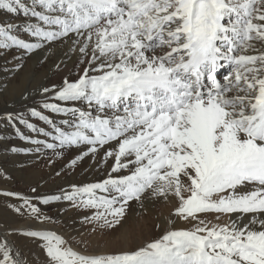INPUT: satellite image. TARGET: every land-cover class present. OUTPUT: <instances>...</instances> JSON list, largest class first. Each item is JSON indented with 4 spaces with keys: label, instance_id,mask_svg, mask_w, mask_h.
<instances>
[{
    "label": "snow or ice",
    "instance_id": "1",
    "mask_svg": "<svg viewBox=\"0 0 264 264\" xmlns=\"http://www.w3.org/2000/svg\"><path fill=\"white\" fill-rule=\"evenodd\" d=\"M0 10L35 18L24 31L36 38L0 24V50L73 42L85 66L54 91L64 104H43L78 114L63 122L71 130L30 111L60 146H87L77 160L105 149L111 161L102 180L51 199L97 209L91 219L111 226L130 201L171 196L174 215L191 225L96 255L52 231L27 232L48 264H264V0H0ZM0 264L24 261L0 241Z\"/></svg>",
    "mask_w": 264,
    "mask_h": 264
},
{
    "label": "rangeland",
    "instance_id": "2",
    "mask_svg": "<svg viewBox=\"0 0 264 264\" xmlns=\"http://www.w3.org/2000/svg\"><path fill=\"white\" fill-rule=\"evenodd\" d=\"M15 20L20 24H14ZM10 23L14 24L13 34L25 40H36L24 31L28 23H34V18L26 17L22 11L9 13L0 10V24ZM34 53L38 52L21 55V51L15 48L0 50V241L6 242L13 257L24 261V264H48L39 239L29 238L27 232L52 231L62 236L73 249L86 255L134 250L146 241L158 238L157 225L149 215L151 212L142 210L141 201H130L120 222L107 226L103 220L91 219L97 209L75 207L74 202L64 199H51L71 192L72 185L102 180L110 159L104 156L105 149H101L95 155L90 153L77 160L87 146H60L53 126L31 114L30 110L35 108L57 126L71 130L63 122L75 120L78 114L55 113L43 107L48 102L65 103L53 95L55 90L32 105H17L27 93L41 86L52 90L66 78L74 80L85 66L82 63L81 69L69 71L61 63L52 75L53 79L46 80L51 65L66 60L54 55V59L48 60L44 53L35 60ZM21 81L24 82L22 93L11 95L13 87ZM8 113L13 119L7 117ZM28 123L34 127L29 128ZM47 143L57 147L49 149ZM96 159L98 161L93 166ZM73 160L77 162L73 164ZM32 206L39 210L41 218L32 212ZM159 210L160 205L155 204L154 211ZM108 219L111 221V217ZM124 230L128 232L127 236L123 234Z\"/></svg>",
    "mask_w": 264,
    "mask_h": 264
},
{
    "label": "bare ground",
    "instance_id": "3",
    "mask_svg": "<svg viewBox=\"0 0 264 264\" xmlns=\"http://www.w3.org/2000/svg\"><path fill=\"white\" fill-rule=\"evenodd\" d=\"M25 2L28 3L29 5H31L32 0H27ZM13 22L16 25L20 24V22L18 24V20L17 21L15 20ZM34 22H35V18H34ZM10 24L14 25L13 23H10ZM31 41H34V40H31ZM73 47H74L73 42L71 40L65 39L63 42H56V43L46 44L40 49V51H38L39 49L34 50L35 52L36 51L38 52V53H34L35 56H36L35 60H37L39 57H41L43 55H45V57L48 60L49 59H54V58H52V55H54L56 57L57 56L62 57V59L66 60V61H63V62H59L58 64L51 65L50 72H49L48 76L46 77V80L49 79L51 81L53 79L52 75H54V73L56 72L57 68L60 66L61 63L64 64L65 67L64 66L63 67L69 69V71L73 70V68H76V69L78 67H79V69L82 68L81 67L82 63L78 60V51L70 50ZM227 70H228L227 66L219 69L218 70V74H217V78L222 81L223 77L228 72ZM223 73H225V74H223ZM63 83L64 82L60 83L54 89L49 90L48 93H44L42 91V89H44V88L41 86L39 89H36L34 91H31V92L27 93L24 97L22 96L23 98L21 97L22 99H20L18 101L17 105H22V106L24 105L25 107L29 106V105H32L36 101L38 102L39 99L46 97L47 95L51 94L54 90L59 89L60 87H62ZM23 85H24V82L21 81L18 85L14 86L11 95H15L17 93H20L21 90H22ZM35 88H33V89H35ZM97 161H98V159H96V162L94 164H92V165L94 166L97 163ZM110 164H111V161L108 162L107 165L110 167ZM109 167L105 170V174L103 175V177H105L108 174ZM141 204H142V206H141L142 210L151 212L149 215L153 219V223H155L156 225H160V227L156 230L158 232V233L156 232L157 235H159V234L162 235L163 232L166 230V228H178L179 229V228H189L191 226L190 224L186 223L183 220H180L178 217H176L174 215V208L177 205V201H176L175 198H173L171 196L167 200H165L163 198H153V197L149 196L147 199L141 200ZM155 204L156 205L157 204L160 205L159 212L154 211ZM130 217H133V216H130ZM207 219L212 220L213 223H226L228 218L227 217H223L220 221H217V220L214 219L213 216L209 215V216H207ZM147 220L152 222V220L150 218H148ZM169 220L173 221V223L169 224L168 223ZM123 234L125 236H127L128 232L125 233V230H124Z\"/></svg>",
    "mask_w": 264,
    "mask_h": 264
}]
</instances>
